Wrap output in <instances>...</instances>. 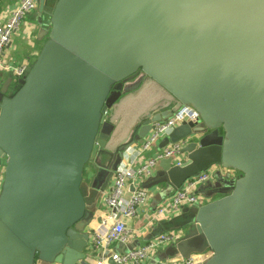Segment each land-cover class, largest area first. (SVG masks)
<instances>
[{"label":"water","instance_id":"obj_1","mask_svg":"<svg viewBox=\"0 0 264 264\" xmlns=\"http://www.w3.org/2000/svg\"><path fill=\"white\" fill-rule=\"evenodd\" d=\"M37 13L44 43L12 93L11 75L0 84V264H93L87 227L120 154L181 105L198 121L157 149L183 140L184 160H159L141 187L159 203L209 167L239 175L176 215L179 236L148 264H264V0H38ZM140 75L155 107L124 136L108 113Z\"/></svg>","mask_w":264,"mask_h":264},{"label":"built area","instance_id":"obj_2","mask_svg":"<svg viewBox=\"0 0 264 264\" xmlns=\"http://www.w3.org/2000/svg\"><path fill=\"white\" fill-rule=\"evenodd\" d=\"M37 4L38 0H17L13 7L5 10L0 19V72L11 73L13 82L25 75L29 65L14 66L12 64L9 55L12 37L22 29L24 21L36 11ZM27 37L25 35V38ZM197 121V113L190 106L181 105L167 119L152 123L151 130L145 138L138 145L132 146L135 148L134 159L127 167H122L113 173L110 189L104 198L108 213L91 234L89 252L94 257L93 264H105L108 254L115 264H148L154 259L157 250L176 241L175 233L165 232L148 243L126 252L112 250L114 245L126 246L132 239L133 231L126 228L125 220L133 218L137 210L146 205L151 198L150 189H143L142 182L153 176L158 161L161 159L171 158L173 165H180L184 160V155L180 154V150L185 141L180 140L174 144H167L150 158H145V154L157 147L159 142L175 127L181 124H195ZM216 169L217 167L212 166L200 172L185 181L179 190L160 201L151 213L150 222L175 217L183 205L204 204L203 200L206 199L197 192V187L208 180L212 181L211 174L216 172ZM128 186H131V191L128 190ZM208 255L209 253L206 252L192 254L174 264H203ZM156 264L168 263L156 262Z\"/></svg>","mask_w":264,"mask_h":264},{"label":"crops","instance_id":"obj_3","mask_svg":"<svg viewBox=\"0 0 264 264\" xmlns=\"http://www.w3.org/2000/svg\"><path fill=\"white\" fill-rule=\"evenodd\" d=\"M5 0H0V3L4 2ZM9 1L6 5L4 6H0V19L3 16L4 12L6 9L11 8L15 5V3L17 2V0H7ZM37 24V22H36ZM38 29V33L39 36L42 37V28L37 24H34V13L29 16L25 21L24 24L22 25V29L17 32L14 36L20 38L21 42L18 44L20 46H18L17 44L13 42L15 41V38L12 37V42L11 45L9 47V55H10V59L11 62L16 63V61H14L15 59H21L22 63L21 64H27L30 65V58H36L42 43H44L45 39H43V41H41L40 37L37 34V28ZM25 35L28 36L27 38H25ZM22 46V47H21ZM20 53V54H19ZM20 62V61H19ZM19 64V65H21ZM18 65V66H19ZM4 74L6 72H3ZM1 72L0 74V78H1V83L3 82V80L5 79V75L4 78L2 76L3 74ZM0 83V84H1ZM124 143V141H123ZM133 147H130V149L126 150L125 152H123L122 154V158L120 159L116 170L122 168V167H127L130 164V161H132V159H134V149ZM159 150L157 149V147H155L153 150L147 152L145 154V158H150L153 157L154 154L156 153V151ZM115 170V171H116ZM114 171V172H115ZM1 173V171H0ZM112 183V179H110L106 189H105V193L101 194L100 197H98L96 199V203H95V207L93 208V214H94V219L90 222V224L87 227V231L91 232V234L93 233V231L95 230V228H97L101 222V220L107 215L108 210L104 205V198L106 197L109 189H110V185ZM128 190L131 191V186H128ZM151 193V198L150 200H148L147 204L140 207L137 212L136 215L133 218L127 219L125 220V225L126 228L131 229L133 231V236L132 239L127 243L126 246H122V245H114L112 247L113 251L116 252H126L127 250H130L132 248L138 247L140 245L146 244L148 243L150 240H152V238H154V230L158 227L159 223H151L150 222V216L151 213H153V209L154 207L158 204H155L156 201L155 199H157L156 197V192L157 189L155 190H149ZM125 197H127V194H125ZM209 200V199H208ZM185 212V211H184ZM182 213H178V215H181ZM167 232L166 229H163V231H161L159 234L165 233ZM158 234V235H159ZM179 236V234H177ZM158 237V236H157ZM156 238V237H155ZM166 246L162 247L160 250L164 249ZM165 263V262H163Z\"/></svg>","mask_w":264,"mask_h":264},{"label":"rangeland","instance_id":"obj_4","mask_svg":"<svg viewBox=\"0 0 264 264\" xmlns=\"http://www.w3.org/2000/svg\"><path fill=\"white\" fill-rule=\"evenodd\" d=\"M8 2L9 1L5 0L4 2L0 3V6L6 5ZM37 19H38V13L35 11L34 12V24L35 25H37L36 24ZM38 29H39V27L37 28V34L40 33V32H38ZM38 36H39V34H38ZM39 37L41 39V36H39ZM42 37L43 38L41 39V41H43V39H45V34H43ZM13 38H15V41L13 42V45L15 43L18 46H20L21 44L20 45L18 44V42L19 43L21 42L20 38H18L17 36L16 37L14 36ZM34 59H35V57L34 58H30V61H29L30 64L33 63ZM14 61L17 62V64L14 63V66H18L19 64L22 63L21 59H15L14 58ZM0 74H1V72H0ZM5 74L11 75V73H5ZM5 74L3 73L2 76L5 75ZM3 78H4V76H3ZM146 82H147V79H145L144 76L142 77L140 75L139 77H137L136 78V81H134V85H132L133 86L132 93L129 94V96L125 99V101L122 102L119 106H117L114 111H112L111 113H108V115H110L113 119H117V118L119 119V118H121V120H120L121 122H119L118 124L122 128V134L124 136H127L128 133L131 132L133 130V128H135V125H136L137 121H139L140 119H142L144 116L148 115L153 110V108L155 107L154 106L155 103L154 104H150L154 99L150 95H147L146 94V92L148 90V88L146 87V85H147ZM0 83H1V78H0ZM16 88H17L16 82L12 83L11 86H10V93H12ZM149 93H151V92H149ZM129 106H135V108L137 109V113L135 114V116L134 117L132 116L131 118H127V116H123V115L121 116V114H123L125 112V110ZM169 114L170 113H168L167 116ZM171 115L172 114H170V116ZM158 121H160V120H157L156 122H158ZM160 122H162V121H160ZM117 165L118 164H116L114 166V168H116ZM221 172H223L225 174H228L229 175L228 176V179H230V180H233L235 177H237L239 175L238 173L233 172V171H228V170L222 171V169H220V168L218 169L217 168L216 169V172H212V174H211V176L213 177V180L212 181L211 180H208V181H206L205 184L199 185L197 187V192L206 199V200H203V203H205L206 201H208L207 200L208 197L206 196V192H207V190H209V188H211V184L213 182H215L216 179L220 175H222ZM224 176H226V175H224ZM0 180H1V173H0ZM229 190H230L229 188L228 189H225L224 191H222L223 192L222 194H226L227 192H229ZM214 196H215L214 198H216L218 195H214ZM155 201H156L155 204H157L158 199H155ZM196 205L197 204H194L193 206L183 205V206L180 207L178 213H183L184 211H187L189 209H195L196 208ZM184 213H186V212H184ZM176 222H177V220H174V216L171 217L170 219H160V220L156 221V223H159V225L154 230V236L153 237L155 238V237L159 236L160 235L159 233L161 231H163V229H166L167 232H170V229L174 228V226L176 225ZM154 238H152V239H154Z\"/></svg>","mask_w":264,"mask_h":264},{"label":"flooded vegetation","instance_id":"obj_5","mask_svg":"<svg viewBox=\"0 0 264 264\" xmlns=\"http://www.w3.org/2000/svg\"><path fill=\"white\" fill-rule=\"evenodd\" d=\"M52 3V0H48V5H50ZM36 12H37V8H36Z\"/></svg>","mask_w":264,"mask_h":264}]
</instances>
